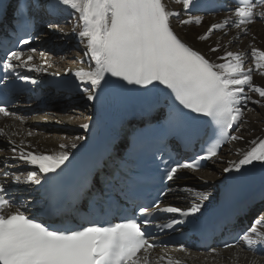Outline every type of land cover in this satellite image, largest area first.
<instances>
[{
	"label": "snow or ice",
	"instance_id": "1",
	"mask_svg": "<svg viewBox=\"0 0 264 264\" xmlns=\"http://www.w3.org/2000/svg\"><path fill=\"white\" fill-rule=\"evenodd\" d=\"M177 2L182 3L185 10L194 4V0ZM59 3L70 6L79 14L82 30L76 34L82 43L86 41L85 55L94 62V66L88 70L79 68L74 72L77 87L87 100L97 99V89L108 83L106 77H114L127 85L144 89L158 84L169 90L177 103L169 115L170 130L184 126L181 109L210 118V124L219 126L213 128V135L217 138L201 153L182 161H163L162 182L174 180L181 169H198L201 162L212 160L227 140L244 139L235 134L242 127L243 108L249 103L260 105L264 100V86L254 84L252 75L253 71L264 69V50L251 49L254 68L245 69L243 54L232 51L218 56L217 60L224 62L216 63L177 34L171 18L179 17L180 12L169 10L164 0H59ZM258 5L264 6V0H241L234 10L237 18L234 26L240 29L257 17L264 19V11H256ZM15 11H23L21 0H16ZM193 21L200 23L202 18L188 16L187 19H180L179 23L186 25ZM228 22L226 18L223 24H212L197 39L208 40L213 30L223 29ZM48 27L51 29L52 25ZM243 31L247 33V27ZM32 39L20 38L17 43L29 45ZM221 47L217 43L209 48V52L216 53ZM36 52L37 49L29 48V54L25 57L22 50L7 51L0 58L3 69L0 84L6 82L10 74L22 81L37 84L38 81L32 76L18 72L21 68L30 72H48V67L44 66L48 64L46 59L42 64L33 63ZM52 75L59 76L60 73ZM252 92L258 93L261 99L254 100L250 95ZM0 115L15 116V112L9 111L6 101L0 100ZM234 125L235 132L229 135ZM82 127L87 129L89 124L85 123ZM27 135L32 136L33 132L28 131ZM0 138H5L12 153L0 160V176L5 178L0 180V264H151L149 255L157 244L150 240L144 227L153 223L150 218L157 212L178 214V218L154 225L162 231L174 229L201 213L203 201L209 198L208 193H197L200 202L192 201L186 208L172 205L161 207L160 197L168 194L162 190L151 206L152 211L148 206L139 207L140 219L133 216L107 224L88 222L75 228L55 226L42 222V217L30 216L24 205L14 208L16 201L6 191L7 185L9 182L31 185H40L42 181L55 183L59 176L57 170L63 171L62 166L72 155L70 149H76L77 144H61L59 151L45 153L34 149L30 141L17 143L2 127ZM250 143L253 145L251 149L244 152L238 161L229 162V166L223 169L224 173H239L254 162L264 163V139ZM13 161L21 162L32 170L22 176L12 170ZM82 192L83 189L76 193V198ZM258 223L261 221H255L245 230L238 242L242 241L248 247L264 246V231L258 230L255 226ZM180 247L184 249V245ZM224 247L232 245L225 243ZM210 251L214 253L216 249L211 248ZM167 264H181V261L167 257Z\"/></svg>",
	"mask_w": 264,
	"mask_h": 264
},
{
	"label": "bare ground",
	"instance_id": "2",
	"mask_svg": "<svg viewBox=\"0 0 264 264\" xmlns=\"http://www.w3.org/2000/svg\"><path fill=\"white\" fill-rule=\"evenodd\" d=\"M53 4L61 5L62 8L60 10L61 17L63 16L69 18L75 14L77 16V22L70 21L71 24L68 26H61L63 27V38L61 41V45L59 46L58 51L61 50H70L75 43H81L84 45V51L82 53H79L80 50L74 49L73 51H70V53L74 56V61L68 63L62 60L61 57L55 56V55H48L46 58L39 57L38 53L36 52L34 55L33 63L35 64H42L43 61L46 59L48 61V64L44 65L45 67H48V70H56V71H65L69 72V70L75 72L79 68H84L85 70H88L90 67L94 66V62L90 60L89 57L85 55V43H82L80 39L78 38V33L80 30H82V21L80 20L79 14L75 12L74 9H71L70 6H65L59 3V0H52ZM165 4L167 5L169 10H174L180 12L179 17H172L171 23L173 26V29L177 32V34L184 39L190 46H192L194 49L199 50L202 52V54H205L207 58L210 60L220 63L224 61L217 60L218 56H224V53L226 51H232V52H239L243 54V59L248 56L249 51H251L252 48L264 50V19H261L259 17L256 18L255 22L248 24V25H242L240 29H237L234 26V23L236 20L234 17H230L228 24L223 29H216L213 30L211 36L206 41L198 40L197 37L199 35H203L207 32L208 28L212 24H223L224 19L226 15H211V16H200V15H189L185 12L183 8V4L177 2V0H164ZM257 12L264 11V6H259L256 9ZM188 16L191 17H201L202 21L200 23H196L193 21L190 24L186 25H180L179 20L180 19H187ZM61 18V20H62ZM57 21H54L53 23H56ZM62 24L65 22H61ZM52 27L54 25L52 24ZM60 27V26H58ZM247 27L248 31L245 33L243 31V28ZM75 29V32L73 31ZM46 35L41 40V43L38 46H42L43 49L49 48L50 44L52 49H57L56 43L52 45V38H57L55 34L59 31H53L50 28H46ZM62 32V30H61ZM66 33V35H65ZM58 41V40H57ZM219 43L222 47L220 51L216 53L209 52L210 47H215L216 44ZM29 54V53H28ZM83 61V63H81ZM244 63L247 65L244 67L247 69L248 67H255V60L252 57L246 58L244 60ZM70 71V72H71ZM253 83L264 86V69H261L259 71H253ZM138 89H144L140 86H136ZM147 89L150 91H159L160 85L155 86H149ZM73 91H78L80 94L74 96L78 97L81 96L83 92H81L78 87L74 88ZM247 92V88L245 89ZM252 98L255 99H261L259 97L258 93L252 92L250 93ZM48 100H50L49 104L53 106L54 103H70L74 104V108H81L82 114H79L77 117H73L70 114H65L61 112H57V108L52 109L51 111L47 110L46 112H43L36 117H27L25 114H22L23 116L20 117V119H13L10 118L11 123L14 125H17L21 129V133H15V139L17 141H25L31 142V145L34 149L39 150L41 152L45 153H52L55 151H59V145L66 144L71 145L72 143L77 144V148L84 143L85 141V135L87 129L83 128L82 125L87 123L90 125L89 122V115L91 113V105L89 103H74L70 100H67L65 98L64 94H58L53 95L52 97H49ZM253 104L249 103L247 107L243 108V119L241 121L242 127L239 132H236L235 134L242 136L243 140H237L236 146L234 151L232 152V155L228 156H222L224 149H227L228 146L231 144L230 142L223 148L221 153L216 156L213 160L210 161L208 165V169H202L197 173L196 176L194 172L182 170L186 173V176L188 178V175L193 177L195 176L199 183L204 184L206 189H198V190H191L189 191V194H193L192 196L187 195L183 189L180 186H175L174 188V198L179 200L181 199L185 203H189L192 201L200 202V197L197 196V193H208L209 198L205 202H212L215 203L217 199V195L219 193L218 189L222 186V182L225 179H241L248 173V176H251L255 174L256 167L257 166H264V163L260 162H254L252 165L246 166L245 168L241 169V172L237 173L235 171L230 173H224L223 169L225 167L229 166V162L231 161H238L240 158H242V155L244 152L251 149L253 146L250 142L253 140H259L264 139V119L257 118L260 115L264 114V112H261L260 114L254 115L252 117V114L249 112L251 111V106ZM85 106V108H84ZM261 110H264V100H262V103L260 105H257ZM68 108V107H67ZM84 108V109H83ZM67 118H75L79 122L75 121H67V125L64 123ZM58 125L63 124L61 126L65 131L63 133L57 134L55 131L53 132L50 125ZM53 127V126H52ZM32 131L33 135L28 136L27 132ZM79 137L80 139H77ZM76 148V149H77ZM76 149H70L71 151H74ZM8 154L11 156L12 153L10 151V148L7 149ZM222 158L221 163L216 165L218 163L219 159ZM218 161V162H217ZM14 168L18 169L19 173L22 176H26L27 172L32 170L31 168H27L23 165L21 162L13 161ZM213 165L211 167L210 165ZM181 171V172H182ZM194 178V177H193ZM177 181L175 180L174 183ZM14 188H17V193L20 195H25L29 202L35 201L36 203L40 202V198L38 195V191L35 190V185L29 184L27 187H25L27 184L20 183L15 184L12 183ZM24 184V185H23ZM180 193V196L178 194ZM264 220V216L259 219ZM259 231H264V221H261V223H258L255 225ZM257 253L259 255H257ZM164 256L165 259L159 260V257ZM167 257H171L173 260H180L181 264H264V246H255L254 252L246 250L243 246H238L235 248H231L225 251L218 250L216 252L210 253H200V252H192L189 255L183 254L181 252H175L168 250L165 253L157 252L154 256V260L151 259V264H167Z\"/></svg>",
	"mask_w": 264,
	"mask_h": 264
},
{
	"label": "rangeland",
	"instance_id": "3",
	"mask_svg": "<svg viewBox=\"0 0 264 264\" xmlns=\"http://www.w3.org/2000/svg\"><path fill=\"white\" fill-rule=\"evenodd\" d=\"M75 15V14H74ZM72 16L69 20H63V21H65V23H63L64 24V26H68V25H70L71 24V22L70 21H74V22H77V16L75 17V16ZM193 16V15H192ZM56 25H58V26H60V27H58V28H60V30L58 31V30H53V31H58L57 32V34H55V36H57V38H52L51 40H53L54 42L52 43V45L54 44V43H56V47L55 48H57V49H54V50H51L52 49V47H51V44H50V47L49 48H45L44 50H45V53L46 54H48V55H55V56H59V57H61V59L63 60L64 59V61H66V62H68V63H70V62H72V61H74V56L70 53V51H73L75 48L77 49V50H80V52L79 53H82V51H84V45L83 44H81V43H75V45L70 49V50H68V49H66L65 51L64 50H61V51H58V49H59V46L61 45V41L60 40H62V38H63V27H61V26H63V25H60V24H58V23H56ZM61 30H62V32H61ZM58 40V41H57ZM54 46V45H53ZM75 49V50H76ZM248 57H252L253 58V56H252V54H251V51H249V54H248V56H246L245 58H244V60H246V58H248ZM245 64V63H244ZM247 65L245 64V67H246ZM60 104V105H59ZM53 106H55L56 108L57 107H60V110H59V108H57V112H61V111H63L62 113H65V114H70V115H72L73 117H77V116H79V114H82V110H81V108H74L73 106H74V104H70V103H54L53 104ZM68 107V108H67ZM252 108H251V111L249 112L250 114H252V117H254V115H256V114H260L261 112H264V110H261V108H259L257 105H255V104H253L252 106H251ZM84 108H85V106H84ZM83 108V109H84ZM52 109H50L49 111H51ZM31 117H33V116H31ZM257 118H260V119H264V114H262V115H260L259 117H257ZM67 121H75V122H79L77 119H75V118H67L66 119V121L64 122L66 125H67ZM58 125H60V126H63V124H58ZM52 130H53V132L55 131L57 134H59L60 136H61V134L60 133H63L65 130L63 129V128H52ZM238 135V134H237ZM236 143H237V141H232L231 142V144L228 146V148L227 149H224V151H223V157L224 156H226V155H228V156H230V155H232V152L234 151V149H235V146H236ZM219 161V162H218ZM217 162L218 163H216V165H218L219 163H221V161H222V158L221 159H219ZM211 167H213V165L211 164L210 165ZM208 169V168H207ZM185 174V173H184ZM195 174V173H194ZM194 177V178H193ZM193 177H191V176H189L188 175V178H187V176H186V174L184 175V176H181V177H179L178 179H176V183H174V186H173V189L175 188V186H179V184H180V186L179 187H181L182 189H183V191L187 194V195H189V196H192L193 194H189V191H186V189H190V190H198V189H204V187H195L193 184H195L196 182L197 183H199V180L195 177V176H193ZM184 180H187V181H184ZM178 194H179V196H180V193L178 192ZM179 201H181V202H183V203H185L184 201H182L181 199H179ZM261 221H264V220H261Z\"/></svg>",
	"mask_w": 264,
	"mask_h": 264
}]
</instances>
